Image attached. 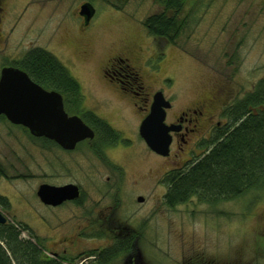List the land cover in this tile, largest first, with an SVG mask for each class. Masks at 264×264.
<instances>
[{
    "label": "rangeland",
    "instance_id": "1",
    "mask_svg": "<svg viewBox=\"0 0 264 264\" xmlns=\"http://www.w3.org/2000/svg\"><path fill=\"white\" fill-rule=\"evenodd\" d=\"M84 2L97 10V25L88 34L79 33L72 20ZM185 2L186 26L170 43L144 25L161 11L156 0H13V31L6 41L0 38V71L31 49L47 50L79 82L82 109L120 135L103 150V161L86 144L63 153L0 121V194L11 204L9 212H0L8 223L31 229L40 242L27 233L21 238L38 243L44 257L55 259L56 251L62 264H100L99 254L119 245L127 250L106 264H264V191L215 206L197 198L174 208L165 204L167 176L208 154L217 131L201 139L196 153L188 146L180 151L176 143L170 157H159L139 135L147 112L103 76L107 60L126 46L136 67L156 54L158 61L143 70L144 85L171 101L167 123L219 90L215 120L227 124L226 109L264 80V0ZM41 184L76 185L83 196L79 203L50 208L37 197Z\"/></svg>",
    "mask_w": 264,
    "mask_h": 264
},
{
    "label": "trees",
    "instance_id": "2",
    "mask_svg": "<svg viewBox=\"0 0 264 264\" xmlns=\"http://www.w3.org/2000/svg\"><path fill=\"white\" fill-rule=\"evenodd\" d=\"M156 1L161 11L149 16L144 25L151 36L175 43L187 23L181 17L186 2ZM19 65L40 86L67 97L66 109L81 116L95 130V146H115L120 135L97 115L82 109L84 96L79 82L53 54L43 49L32 50ZM224 117L227 124L217 129L215 139L210 142L213 145L211 151L167 176L168 191L164 201L170 208L192 198L215 206L264 191V80L245 98L227 108ZM4 174L0 166V180ZM0 207L6 212L11 207L8 198L1 194ZM23 233L38 240L26 225L8 222L0 225V264H62L63 259L44 257L38 243L21 238ZM125 247L115 245L101 252L97 258L99 263L106 264L118 257L127 250Z\"/></svg>",
    "mask_w": 264,
    "mask_h": 264
},
{
    "label": "water",
    "instance_id": "3",
    "mask_svg": "<svg viewBox=\"0 0 264 264\" xmlns=\"http://www.w3.org/2000/svg\"><path fill=\"white\" fill-rule=\"evenodd\" d=\"M81 14L89 20L94 9L91 5H84ZM170 108L171 103L162 92H158L139 128V135L147 147L161 157L170 155L172 133L179 131L175 125L166 124ZM0 116L12 125L24 127L31 136L52 141L68 151L95 137L94 131L79 116L68 115L59 93L46 91L18 69L6 68L1 72ZM37 196L44 205L57 207L78 199L80 192L75 185H42ZM138 201L143 202V199ZM7 222L8 219L0 212V225Z\"/></svg>",
    "mask_w": 264,
    "mask_h": 264
},
{
    "label": "flooded vegetation",
    "instance_id": "4",
    "mask_svg": "<svg viewBox=\"0 0 264 264\" xmlns=\"http://www.w3.org/2000/svg\"><path fill=\"white\" fill-rule=\"evenodd\" d=\"M12 3H13V0H0V38L3 37L4 41L7 40L8 36L11 35L10 33L13 31V26H10L11 20L9 19V14H10V9H11ZM84 5H91V7L94 9V15L89 20H87L86 17H84L81 14L82 13V7ZM96 14H97V10H96V7L93 5L92 2L91 3H89V2L82 3L73 12L72 20L77 25L76 27L78 28L79 33H82V34L87 33L88 34L90 30L95 29V27L97 25V23H96V18H97L96 16L97 15ZM7 26H9V31L5 30ZM4 32L7 33L6 36H5ZM36 49H42V48L31 49L30 51H28L25 54V56L29 52H31L32 50H36ZM43 50H45V49H43ZM45 51H47V50H45ZM124 51L125 52H123L122 54H116L112 58L107 60L105 66L103 67V76H104V78H109V82L112 85L111 87L113 89H115L116 92H118L124 99L130 98V100L133 102V106L138 111L147 112V115H148L150 112L151 105L153 103L154 96L159 91L153 92V93L151 91L146 92V87L144 85V77H143L145 74H144L143 70L146 67V65L148 66V63H150L151 61L156 62V61H158L159 58H158V56H156V54L149 56V57H146V58L142 59L143 60L142 65L136 67L135 65H132L134 60H133V55H131L132 54L131 50L126 46ZM83 54L86 55L87 52L84 51ZM25 56L21 59L13 60L10 63H6L5 65H3L1 68V71H0V78H1V72L3 69L13 68V69H18V70L26 73L29 76V78L34 83H36L30 77V75L25 70H23L19 65V63L21 61H23ZM36 84H38V83H36ZM42 88L45 89L46 91H49V92H57L55 90L46 89L44 87H42ZM57 93H59V92H57ZM59 94L63 98L65 111L68 113V115L69 116H79L78 114H73L72 112H70L66 109L65 100L67 99V97H65L61 93H59ZM220 98H221V91L217 90L214 94L211 95V97H204V98L198 100L197 102H195L190 108H187V109L181 111L177 116H175V119L173 120L172 123H167L169 112L171 111L172 107L169 110H167L166 124L167 125H175L179 129L178 132L172 133L171 148L176 143H178L179 145L180 144L182 145V147L180 148V151L183 150V146L193 147L192 149L189 148L192 153H196L197 150H199L201 148V146H200V143L202 141L201 139L207 140L205 135L206 134L212 135L214 130L217 131V129L220 128L222 125L221 123L216 122V120H215L216 114L213 111L214 105L220 101ZM169 102H171V101H169ZM79 117L84 121V119L81 116H79ZM1 118H4L5 119L4 121L8 122L11 126L24 129L30 135L31 138H34V140L36 142H38V143L43 142L44 144L53 145L59 151H61L63 153H72L77 148L82 146L83 144H86L87 148H89L91 151L95 150L94 152L93 151L92 152L95 153V155L99 159L105 161L108 159L103 154V150L105 148H108V147L109 148L114 147V146H105L104 144H99L98 146L97 145L95 146V144H93V142L96 138V132L85 121H84V123L94 131V134H95L94 139L83 141L76 146L75 150L68 151V150H64L62 147L58 146L56 143H54L52 141H49L46 139L35 138V137L31 136L30 132L27 129H25L22 126L12 125L4 116H0V119ZM216 127H218V128L216 129ZM92 146H94V147H92ZM95 147L97 149H95ZM152 153L155 154L154 152H152ZM155 155H157V154H155ZM170 155H171V153H170ZM170 155L168 157H170ZM157 156H159V155H157ZM159 157H161V156H159ZM106 162H108V161H106ZM20 178L21 177H18V179H20ZM119 181H120V183L118 184L117 191H115L116 194L119 193L121 190V183H123V175L121 176ZM42 185H49V184H41L39 186V188ZM68 185H72V184H66L63 186H54V185H50V186L64 187V186H68ZM77 187L79 188V192H80V196L78 199H76L74 201H67V202H65L62 205L57 206V207H52V206H47V207L58 208V207L64 206L67 203H79L81 201L83 195L81 193L80 187L79 186H77ZM39 188H38V190H39ZM38 190H37V192H38ZM139 198H142V197H139ZM138 199H137V201H138ZM142 199H143V202H139V201L138 202L143 204L144 198H142ZM55 252L56 251H54V253H52V255L54 257L59 258V256H60L59 253H55ZM64 253H65V251H64ZM60 257H62V256H60Z\"/></svg>",
    "mask_w": 264,
    "mask_h": 264
}]
</instances>
